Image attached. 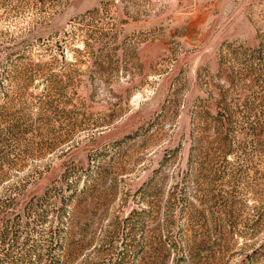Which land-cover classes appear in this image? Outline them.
Returning <instances> with one entry per match:
<instances>
[{"label":"rangeland","instance_id":"374dc122","mask_svg":"<svg viewBox=\"0 0 264 264\" xmlns=\"http://www.w3.org/2000/svg\"><path fill=\"white\" fill-rule=\"evenodd\" d=\"M28 261L264 264V0H0V264Z\"/></svg>","mask_w":264,"mask_h":264},{"label":"trees","instance_id":"16d2710c","mask_svg":"<svg viewBox=\"0 0 264 264\" xmlns=\"http://www.w3.org/2000/svg\"><path fill=\"white\" fill-rule=\"evenodd\" d=\"M18 263H19V262H18ZM18 263H17V264H18ZM20 263H22V262H20ZM27 264H37V262H31V261H28Z\"/></svg>","mask_w":264,"mask_h":264}]
</instances>
